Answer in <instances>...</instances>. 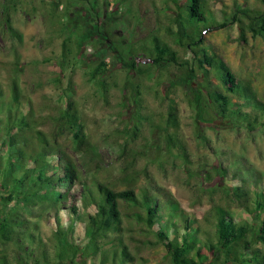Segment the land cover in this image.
Here are the masks:
<instances>
[{
    "label": "trees",
    "instance_id": "trees-1",
    "mask_svg": "<svg viewBox=\"0 0 264 264\" xmlns=\"http://www.w3.org/2000/svg\"><path fill=\"white\" fill-rule=\"evenodd\" d=\"M17 1L7 3L8 6L2 4V19L7 26L9 11L15 9ZM259 1L263 5L261 10L235 6L230 18L224 14L227 21L218 24L203 0H172L175 11L168 18L164 34L191 51L190 63L180 60L154 35L137 47L127 43V51H119L105 31L104 41L116 48L123 68L139 78L148 76L152 66L156 70L162 64L181 68L183 85L194 93L200 123L220 119L249 133L260 130L264 134V101L249 83L236 77L223 59L208 55L201 47L205 31L236 24L240 41L245 42L247 34L264 41V0ZM86 3L89 5V0ZM61 4V0L49 1L51 18ZM75 5V0H70L64 9ZM90 11L97 20L100 14L96 8L93 6ZM13 35L19 38L17 32ZM120 45L125 48L126 44ZM62 51V58H68L71 49L67 41L62 43ZM138 52L147 57L148 68L135 63L134 55ZM19 68L18 64L12 66L14 72ZM107 71L101 61L89 78L95 80L103 94L107 88L102 77ZM210 71L215 72L226 92L212 87ZM200 75L203 82L197 84ZM58 99L60 105L55 114L32 116L30 103L20 93L16 80L7 85L0 82V264H49V241L44 242L37 231L45 220L54 222L51 241L56 264H87L89 259L97 264H140L139 252L158 246L165 249L169 264H264V174L244 161L241 170L229 171L219 165L206 172L209 179L213 172V179L224 181V197L252 217L251 223L232 216L223 206L213 205L209 214L212 222L208 221L211 230H205L173 201L167 203L164 216L154 197L144 189L129 187L139 176L137 172L126 168L120 171L123 176L117 184L126 186L122 190H116L115 182H101L95 177L103 168L96 147L78 120V110L68 90L60 93ZM172 103L170 99L163 140L167 148L176 149L188 162L185 145L177 136L179 119ZM136 115L143 119L139 111ZM45 125L47 132L39 129ZM140 126L141 121L125 131L130 129L135 134ZM126 148L124 145L121 150V159L126 158ZM130 157L127 163L132 162L133 155ZM62 217L67 218L65 224L61 223ZM125 220L148 229L142 239L123 238ZM75 226L83 233L81 247L74 242ZM129 240L134 242L133 248ZM78 256L81 260H76Z\"/></svg>",
    "mask_w": 264,
    "mask_h": 264
},
{
    "label": "rangeland",
    "instance_id": "rangeland-1",
    "mask_svg": "<svg viewBox=\"0 0 264 264\" xmlns=\"http://www.w3.org/2000/svg\"><path fill=\"white\" fill-rule=\"evenodd\" d=\"M11 1L0 0V82L7 85L16 80L20 93L30 103L32 116L55 114L60 105L59 94L68 90L77 107L78 120L102 163V170L95 174L98 180L115 182L116 190H122L126 186L117 184L123 176L120 171L133 170L139 176L129 187L144 189L154 197L161 214H167V203L173 201L205 230H211L208 221L212 222L209 214L213 205L223 206L232 216L252 222V217L224 197V181L213 179V172L209 179L206 172L219 165L229 171L241 170L244 161L264 174V134L260 130L249 133L239 125L220 119L200 123L194 107V93L183 85L181 68L162 64L156 70L152 66L148 76L139 78L123 68L117 60L116 48L104 41L105 31L119 51H127L128 46L146 44L148 36L154 35L180 60L192 62L191 51L164 34L168 18L175 11L172 0H97L95 4H90L93 0H89V5L86 0H75L76 5L70 10L64 9L70 0H61L62 4L52 18L49 16L50 0H18L15 9L9 11L10 26H7L1 10L4 2L7 5ZM203 2L218 24L230 18L235 6L263 8L259 0ZM93 6L100 14L97 20L90 15ZM13 32H17L19 38L14 37ZM64 41L71 49L66 59L62 58ZM203 41L201 47L208 55L223 59L236 77L249 83L264 101L263 40L247 34L246 41H240L236 24L205 31ZM120 43L126 44L125 48ZM134 60L143 68L149 67L142 52L136 53ZM101 61L108 70L102 77L107 88L104 94L95 80L89 79L91 71ZM13 64L20 66L18 71L12 70ZM194 68L198 73L197 66ZM202 79L200 75L197 84H201ZM209 79L212 87L226 92L214 71H210ZM56 80L59 82L55 83ZM170 99L178 114L177 136L185 145L188 162L176 149L167 148L163 140L162 129L166 125ZM138 111L143 119L137 117ZM139 121L140 130L133 134L130 129ZM126 127L130 129L125 131ZM39 129L47 132L49 128L45 125ZM124 145L128 153L121 159ZM130 155L133 160L127 163ZM66 221L67 218L62 217L61 223ZM178 229L182 231L181 226ZM54 230L53 221L45 220L37 226L43 241H49L46 246L49 264H56L51 241ZM146 230L143 224L125 220L122 235L125 239H142ZM73 238L81 247L84 238L79 226L74 227ZM128 243L133 248L134 242L129 240ZM165 254L162 246L144 249L137 255L138 263L169 264ZM79 259L78 256L76 260ZM87 264L97 263L89 259Z\"/></svg>",
    "mask_w": 264,
    "mask_h": 264
}]
</instances>
